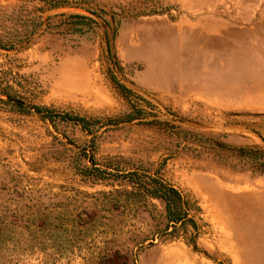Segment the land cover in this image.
<instances>
[{
  "label": "rangeland",
  "instance_id": "rangeland-1",
  "mask_svg": "<svg viewBox=\"0 0 264 264\" xmlns=\"http://www.w3.org/2000/svg\"><path fill=\"white\" fill-rule=\"evenodd\" d=\"M0 264H264V0H0Z\"/></svg>",
  "mask_w": 264,
  "mask_h": 264
},
{
  "label": "trees",
  "instance_id": "trees-1",
  "mask_svg": "<svg viewBox=\"0 0 264 264\" xmlns=\"http://www.w3.org/2000/svg\"><path fill=\"white\" fill-rule=\"evenodd\" d=\"M70 17L82 19V20L87 18L86 16L83 15H71ZM7 95H8V99L5 102H9V103L13 102L14 99L12 98V96L10 94ZM13 104L18 107H22L24 105L22 100H14ZM35 109L37 112L44 111L45 112L44 116L49 117L52 120H55L57 117L60 116V114L55 113L53 109L48 107L35 106ZM61 117L63 120H66L68 118V119H78L84 121V118H71L70 116H61ZM153 193L156 196L165 200L169 224L171 223L177 224L187 219L188 216L187 212L178 205L179 202L183 200V198L180 192L176 188L166 186L165 184L161 183L158 188H155V190H153Z\"/></svg>",
  "mask_w": 264,
  "mask_h": 264
}]
</instances>
